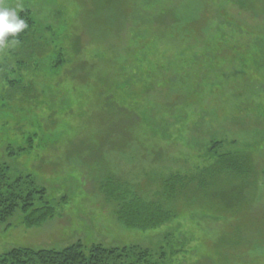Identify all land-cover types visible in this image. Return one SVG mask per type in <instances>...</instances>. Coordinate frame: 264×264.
Segmentation results:
<instances>
[{"label":"rangeland","instance_id":"obj_1","mask_svg":"<svg viewBox=\"0 0 264 264\" xmlns=\"http://www.w3.org/2000/svg\"><path fill=\"white\" fill-rule=\"evenodd\" d=\"M24 10L31 59L0 43V165L55 214L28 226L18 209L0 254L81 241L140 245L158 264H264V0H0V23ZM231 150L252 155L253 186L180 201L159 227L125 226L100 188L119 174L144 188Z\"/></svg>","mask_w":264,"mask_h":264},{"label":"trees","instance_id":"obj_2","mask_svg":"<svg viewBox=\"0 0 264 264\" xmlns=\"http://www.w3.org/2000/svg\"><path fill=\"white\" fill-rule=\"evenodd\" d=\"M231 1L237 8H241L247 0ZM19 18V23H0V43L14 42L23 46L21 59L18 58L16 62L25 64L36 49L29 45L33 21L29 10L22 11ZM7 66L0 68L5 80ZM211 158V162L202 168L192 169L188 173L172 172L162 175L144 188L140 182H130L123 174L106 178L100 182V188L108 200L117 203L116 215L125 226L138 229L159 227L177 216L180 201L211 189L217 192L218 188L225 187L240 193L242 197L244 190L253 186L257 169L249 151L231 150ZM227 200L233 202L237 199L231 194ZM37 201L41 204L37 205ZM18 209L26 213L24 222L28 226L41 225L55 214V208L48 202L45 189L35 187L30 177L12 179L7 173V167L0 165V223L6 222ZM157 262L158 258L153 252L140 245L109 248L101 243L85 246L81 241L61 249L16 247L0 254V264H158Z\"/></svg>","mask_w":264,"mask_h":264}]
</instances>
